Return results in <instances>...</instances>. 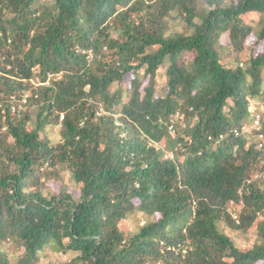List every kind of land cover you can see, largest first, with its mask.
Here are the masks:
<instances>
[{
  "label": "trees",
  "instance_id": "16d2710c",
  "mask_svg": "<svg viewBox=\"0 0 264 264\" xmlns=\"http://www.w3.org/2000/svg\"><path fill=\"white\" fill-rule=\"evenodd\" d=\"M263 44L264 0H0V264H264Z\"/></svg>",
  "mask_w": 264,
  "mask_h": 264
},
{
  "label": "rangeland",
  "instance_id": "374dc122",
  "mask_svg": "<svg viewBox=\"0 0 264 264\" xmlns=\"http://www.w3.org/2000/svg\"><path fill=\"white\" fill-rule=\"evenodd\" d=\"M228 0H225V2H227ZM255 16H253L254 18ZM259 31V27L258 26H254V33H257ZM249 43H253L254 42V38H249ZM256 51L260 52L264 50V44L256 47L255 48ZM248 51H245L242 55H247ZM38 78H33V80L31 81L32 84H38ZM158 82L159 84L157 85V89L159 90L162 82L161 79L158 78ZM161 82V83H160ZM164 84V83H163ZM162 84V85H163ZM22 103H25V101H22ZM16 109V106H13ZM22 107V106H21ZM20 108V106L18 107ZM23 108V107H22ZM253 130L251 128H248V132H252ZM250 142V141H248ZM260 147V146H259ZM57 171L61 174V179L59 181H50L48 183L45 184V192L49 193L50 195H56L57 193V187L58 186H69L68 187V191H73L75 187H73L72 183L69 180V174L67 173V171H65V169L62 168V166L57 165L56 166ZM256 178V177H255ZM228 208V213L230 214V216L234 219L237 217L238 215V211H239V207L236 206L235 204L230 203ZM148 219L145 218V216H143L142 214H136V217H132L129 220H127L126 224H123L121 226V228L123 229L126 225L130 226L131 229H137L138 227H142L145 224H147ZM125 225V226H124ZM230 233V231H229ZM231 236L234 238V241L236 242V244L238 245H244V246H249L253 244V241L256 239L255 237V231H250L248 232V234L245 235H241L236 231L231 232ZM255 242V241H254ZM76 256V254L74 253H70L66 256H59L56 255L54 253H52L49 250H45L43 253L40 254V264H65L68 260L74 258Z\"/></svg>",
  "mask_w": 264,
  "mask_h": 264
},
{
  "label": "built area",
  "instance_id": "2783aa9c",
  "mask_svg": "<svg viewBox=\"0 0 264 264\" xmlns=\"http://www.w3.org/2000/svg\"><path fill=\"white\" fill-rule=\"evenodd\" d=\"M250 106H254V103L251 102L250 103ZM264 121V108H261V109H257L253 112V115H252V121H251V124L249 126V128H251L252 130H255L256 132H258L257 134V138L259 140H263V135L259 132L260 131V128L262 126V122ZM172 129V126L171 128ZM246 131H248V129H246ZM233 134L238 137L240 135V132L237 131V130H234L233 131ZM223 137L220 136V139H222ZM261 147V144L259 145Z\"/></svg>",
  "mask_w": 264,
  "mask_h": 264
}]
</instances>
